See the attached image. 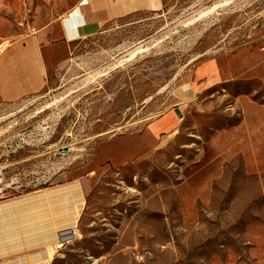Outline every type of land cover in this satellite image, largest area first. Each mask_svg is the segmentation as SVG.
I'll return each mask as SVG.
<instances>
[{"label":"rangeland","instance_id":"rangeland-1","mask_svg":"<svg viewBox=\"0 0 264 264\" xmlns=\"http://www.w3.org/2000/svg\"><path fill=\"white\" fill-rule=\"evenodd\" d=\"M75 1L0 0V53ZM164 1L0 103V201L70 185L40 196L76 224L45 264H264V0Z\"/></svg>","mask_w":264,"mask_h":264},{"label":"crops","instance_id":"crops-1","mask_svg":"<svg viewBox=\"0 0 264 264\" xmlns=\"http://www.w3.org/2000/svg\"><path fill=\"white\" fill-rule=\"evenodd\" d=\"M166 4L164 0H77L55 14H48L41 25L2 49L0 103H15L24 97L49 91L60 70L78 54L87 53L83 48L86 44L128 24V19L134 15L160 11ZM216 70L215 61L210 60L198 72L214 74ZM175 109L177 107L167 109L152 118L146 132L158 136L176 130L181 119ZM66 186L70 185L0 201V264L47 261L48 246H54L60 233L73 229L76 224L64 225L68 215L55 218L49 197L41 199L40 196L52 190L59 193ZM78 190L84 202L80 184ZM82 203L75 206L77 212ZM78 216L79 213L74 217L75 222Z\"/></svg>","mask_w":264,"mask_h":264},{"label":"bare ground","instance_id":"bare-ground-1","mask_svg":"<svg viewBox=\"0 0 264 264\" xmlns=\"http://www.w3.org/2000/svg\"><path fill=\"white\" fill-rule=\"evenodd\" d=\"M139 50H141L142 51V48L141 49H139ZM62 202V201H61ZM79 202V201H78ZM60 203V202H59ZM76 203V202H75ZM80 203H82V201H80ZM71 204V203H70ZM64 206H66V205H64ZM60 208V207H59ZM73 210V209H72ZM70 211V210H69ZM73 213V212H72ZM78 212H76V214H77ZM58 214V213H57ZM74 214V213H73ZM75 214V215H76ZM74 215V216H75ZM58 218H60V217H58ZM73 220V217L71 216V218H69L67 221H72ZM73 222V221H72ZM71 222V223H72ZM70 222L68 223V224H71ZM74 223V222H73ZM72 223V224H73ZM71 224V225H72ZM64 225H65V223H64ZM62 234H65V236H66V239H68L69 241H70V239L71 238H73L74 237V235H75V231L74 230H71V232H69V231H64V232H61ZM71 234V235H70ZM39 245V244H38ZM23 246H24V244H23ZM27 256V255H26ZM32 259V258H31ZM52 259V257L51 256H48V259H47V262L48 261H50ZM38 264V263H37Z\"/></svg>","mask_w":264,"mask_h":264},{"label":"built area","instance_id":"built-area-1","mask_svg":"<svg viewBox=\"0 0 264 264\" xmlns=\"http://www.w3.org/2000/svg\"><path fill=\"white\" fill-rule=\"evenodd\" d=\"M1 46H2V45H0V47H1ZM68 242H69V240L66 239L65 234L60 233V238H59L58 242L54 245V248H56L57 250H60V249H62V248L65 246V244H67ZM44 262H45V261L40 262V263H38V264H45ZM35 264H37V263H35Z\"/></svg>","mask_w":264,"mask_h":264},{"label":"water","instance_id":"water-1","mask_svg":"<svg viewBox=\"0 0 264 264\" xmlns=\"http://www.w3.org/2000/svg\"><path fill=\"white\" fill-rule=\"evenodd\" d=\"M175 113H176L178 116H180V117L182 116V114H181V112L179 111V109H178V108H177V109H175ZM63 150H65V151H66V150H68V148H67V147H63ZM71 230H72V229H70V230H68V231H69V232H71Z\"/></svg>","mask_w":264,"mask_h":264}]
</instances>
